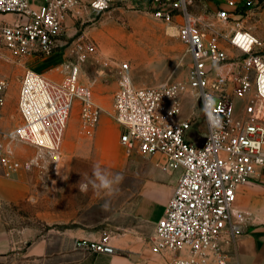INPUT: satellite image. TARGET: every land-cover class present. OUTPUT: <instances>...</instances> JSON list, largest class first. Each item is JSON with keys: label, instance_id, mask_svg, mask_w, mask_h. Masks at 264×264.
<instances>
[{"label": "built area", "instance_id": "obj_1", "mask_svg": "<svg viewBox=\"0 0 264 264\" xmlns=\"http://www.w3.org/2000/svg\"><path fill=\"white\" fill-rule=\"evenodd\" d=\"M111 1L89 0L95 11ZM154 15L178 25V37L191 58L187 81L136 86L128 62L120 65L112 118L128 155H158L164 171L178 170L177 181L156 223L153 249L174 253L172 264H229L223 242L242 231L236 220L237 189L264 173V44L242 18L260 0H214V18L193 10L195 1L150 0ZM81 0H0V58L22 69L17 107L21 122L0 130V163L6 174L32 168L5 139H22L58 158L75 98L80 104L81 134H91L105 111L89 85L79 79L80 65L95 53L93 41L81 39L63 78L29 65L30 56L57 51L64 16ZM6 14L15 16L8 21ZM6 76L0 74V117L6 102ZM192 93L205 122V138L195 140L196 107L182 116L183 97ZM109 113V112H108ZM76 246L113 253L108 234L80 238Z\"/></svg>", "mask_w": 264, "mask_h": 264}, {"label": "rangeland", "instance_id": "obj_2", "mask_svg": "<svg viewBox=\"0 0 264 264\" xmlns=\"http://www.w3.org/2000/svg\"><path fill=\"white\" fill-rule=\"evenodd\" d=\"M81 2L73 11L64 16L63 30L58 42L57 53L50 57L30 56L28 63L36 70L60 79L67 73L66 63L74 61L75 49L81 39L95 42L97 50L90 55L88 60L81 63L79 75L82 83L89 85L91 89H101L98 90L103 95L102 99L95 98L93 95L105 111L100 113L90 137H96L95 131L99 121L101 117L102 119L106 117L107 127L110 125L118 127L117 142L119 143L120 127L112 118L110 112L113 108L114 92L120 76V65L123 62L129 63L131 78L136 86H153L164 82L187 81L191 67L190 54L178 37V25L172 22L166 23L155 17V5L150 0L111 1L108 7L101 11L91 9L88 4L89 0H81ZM214 5V0L195 1L193 10L196 14L205 16L206 19L208 17L214 18ZM4 18L8 21L15 20L14 15H6ZM242 22L264 44V0H260L259 4L252 7L249 15L242 18ZM21 73V68L0 58V74L6 76L9 82L5 93L6 102L0 117V130L2 131L12 129L21 122L17 107ZM197 103L198 101L192 93L185 95L181 114L182 116H189L193 113V107H196L193 113V116L196 117L195 127L197 130L195 140L197 143H202L206 128L202 110L197 106ZM79 109V101L75 98L66 128V132L70 135H73L79 127ZM108 136L110 135L105 138L104 149L112 152L115 149L113 147L115 137ZM5 141L17 158L34 161L29 171L37 170L36 174L38 176L34 173L22 171L10 172V175L6 172L0 173V192L3 195H8L11 192L15 198L8 202L2 200L0 216L17 226L27 223L35 226V224L41 223V228L48 227V224H45V221L38 218L36 214L38 209L37 199L31 197L29 205L24 206L22 205V198L16 196L18 191L25 189L23 183L27 181L30 182L29 189L34 193H37L38 190L52 192L59 189V179L63 174L61 171L62 166H60L56 181L50 184L43 183L45 180L39 174L43 175L46 172V165H62L65 157L64 149L62 148L58 158H56V155L52 152L22 139H5ZM119 146L123 155L122 158L125 161V167L120 173L112 170L109 171L110 173L125 177L123 180H125L124 184L126 186L132 185L135 180L154 178L149 164L151 162L157 163L160 160L158 155H143L138 152L126 155L120 143ZM82 182L75 181L71 189L74 191L80 190ZM116 189L123 190L122 188L118 189V187ZM88 190H91L92 195L88 198V201L98 202V205L91 210V215L94 213L103 214L106 210H103L101 205L106 200L110 202L111 211L116 206L120 207L124 204L120 201L121 199H117L116 194V196L111 195V198L104 199L103 195L106 191H94L91 185H89ZM236 212L235 218L241 223L242 227V231L238 236L253 235V232H257L260 237L261 229H253V226L256 227L261 222L255 223L253 214L238 212V210ZM257 219H260V216Z\"/></svg>", "mask_w": 264, "mask_h": 264}, {"label": "crops", "instance_id": "obj_3", "mask_svg": "<svg viewBox=\"0 0 264 264\" xmlns=\"http://www.w3.org/2000/svg\"><path fill=\"white\" fill-rule=\"evenodd\" d=\"M98 89H92L93 95L102 99L101 89ZM106 123V117H101L95 138L90 137L91 134L81 135L78 128L73 135L65 132L62 165H46V172L39 174L45 180L43 183L50 184L56 181L62 166L59 189L34 193L29 189V181L23 183L25 189L18 191L16 197L22 198L24 206L29 205L31 197L37 199L36 214L48 227L41 228V223L17 226L0 216V264H172L174 253L156 251L153 244L156 223L173 193L178 170L164 171L157 161L149 164L154 178L135 180L126 186L122 176V182L116 188L123 190H116L113 196L117 195L124 204L113 211L109 206L100 215H91V210L98 205L97 201H88L92 197L91 190L71 189L75 181L87 182L93 176L94 168L119 173L124 170L125 161L120 142H117L118 127H107ZM107 135L115 137L112 152L104 149ZM30 169L17 171L37 175V170L30 172ZM2 172L5 169L0 163ZM103 196L104 199L111 198L107 192ZM12 199H15L13 193L3 195L0 192V211L2 200ZM234 209L253 214L254 222H261L253 229H261V232L260 237L253 232V235H241L233 241L223 242L222 249L229 264H264V173H258L250 182L238 187ZM104 234H108L113 253L93 252L76 246L80 238L99 239ZM208 264L214 263L210 260Z\"/></svg>", "mask_w": 264, "mask_h": 264}, {"label": "clouds", "instance_id": "obj_4", "mask_svg": "<svg viewBox=\"0 0 264 264\" xmlns=\"http://www.w3.org/2000/svg\"><path fill=\"white\" fill-rule=\"evenodd\" d=\"M123 177L119 174H112L107 171H102L101 169L94 168L93 176L88 178L87 182H82L80 184V191L87 192L89 185L95 190H104L109 195H113L116 192V186L122 182ZM110 206V202L106 200L104 204L101 205L103 210H107Z\"/></svg>", "mask_w": 264, "mask_h": 264}]
</instances>
